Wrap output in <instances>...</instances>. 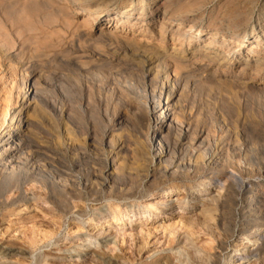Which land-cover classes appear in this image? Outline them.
<instances>
[{"label": "bare ground", "instance_id": "6f19581e", "mask_svg": "<svg viewBox=\"0 0 264 264\" xmlns=\"http://www.w3.org/2000/svg\"><path fill=\"white\" fill-rule=\"evenodd\" d=\"M112 1L126 5L128 9L120 12L115 7L111 10ZM220 1L191 0L185 4L174 0L10 1L13 6L2 11L5 20L0 15V57L15 65L14 77L18 78L19 92L13 99L8 92V97L0 101V221L3 219L1 212L16 204H22L23 212L30 202L41 203L58 220L68 218L82 225L93 223L89 232L93 234L70 249L67 247V250L53 254L46 252V248L59 245L68 236L58 234L53 243L36 252L34 239L24 230L17 229L14 237L21 239L23 244L13 241L1 247L8 252L3 256L0 252V264H15L10 261L14 256L24 258L29 264L65 261L70 260L71 253H76L79 263L87 261L89 264L221 263L227 250L221 238L227 222L224 223L221 211L224 206L231 209L242 199L247 189L242 178L255 176L254 151L253 148H241L236 139L234 155L222 157L224 148L211 144L210 129H206L199 118L197 98L202 94L225 92L264 102V2L258 9L255 0L245 2V8L248 6L245 13L227 18L213 17L207 6H216ZM53 4L57 9H50ZM76 4L79 6L75 7ZM44 8L46 12L40 16ZM76 9L87 11V22L83 26L78 22L79 26L74 25ZM136 10L137 14L132 18ZM102 15L112 16L107 21L121 30L126 27L136 29L143 36L155 32L161 45L128 39L115 29L105 30L101 26L94 33L81 29L85 26L90 29L93 17ZM57 16L62 18L61 28L68 30L64 32L68 41L57 37L51 41L44 37L45 31H49L46 30L48 24L56 22ZM12 31L18 37L25 36L14 53L10 52L15 45ZM166 36L172 41L169 48L164 46ZM184 41L185 46L182 45ZM199 41L203 46L197 45ZM175 43L180 45L177 47ZM57 47L63 49L60 58L53 52ZM38 57L52 61L60 59L68 74L61 105L55 109L63 129L58 132L60 141L52 144L59 147L55 152L63 153V158H71L67 166L43 146L45 141L32 132L34 121L24 116L38 108L35 100L41 78V72H37L35 66ZM127 57L139 60L133 65ZM108 69L112 71L110 77ZM70 73L78 84L76 90L72 89ZM83 81L97 93L98 98L94 100L102 102L100 96L105 94V115L109 123L116 124L107 125L97 141L95 135L81 133L71 124L76 113L97 108L92 103L94 100L90 102V95L84 94ZM28 101L34 103L30 105ZM13 106L15 109L11 112ZM160 106L166 112L165 116L160 112ZM219 117L223 119V116ZM255 118L264 123V109L256 113L250 108L245 118L247 125L241 123L237 114L229 125L223 123L219 128L214 127L222 131L229 126L237 138L240 123L242 127H249ZM90 141H95L101 149L96 157L85 161L83 156ZM226 165H230L239 178L228 174ZM263 170L264 165L258 164L256 171L260 174ZM207 173L209 175H205ZM223 177H226L227 185L219 186V189L224 195L209 193L211 184L221 182ZM248 186L247 194L252 192L255 196L249 197L250 203L241 211L251 217L262 191L257 194L251 180ZM184 189L185 194L181 193ZM160 190L165 194L158 201L142 202L150 193ZM189 191L196 194L190 195ZM72 204L77 205L73 207ZM196 205H199L197 217H201L200 225L206 239H198L195 233L190 236V231L182 239L169 235L167 232L172 227L165 224V216L177 214L179 221L184 219L193 223L195 218L188 214L198 208ZM250 217L239 230L241 235L251 231L254 223ZM157 233L161 239H157ZM46 234L44 241L53 235L52 232ZM242 237L227 256L230 260L226 264L238 262L234 253L243 246ZM105 238L109 240L101 242ZM151 238L155 239L152 243ZM162 241L167 249L162 246L158 249ZM18 245H26L27 253L16 252L14 248Z\"/></svg>", "mask_w": 264, "mask_h": 264}, {"label": "rangeland", "instance_id": "374dc122", "mask_svg": "<svg viewBox=\"0 0 264 264\" xmlns=\"http://www.w3.org/2000/svg\"><path fill=\"white\" fill-rule=\"evenodd\" d=\"M10 1L16 3L17 0H0V11H1L0 15L2 16L3 20H5V19H4V16L2 15V11H4L7 6L10 7V6H13V4H14ZM174 1L175 2L178 1L180 4H185L191 0H174ZM249 1L252 2V0H221L220 3H218L216 6H213V4L208 5L207 11H212L213 17L220 18L221 16H224L227 18V17H229V15L239 14V13H243V12L245 13L246 9L248 7L247 6L245 8V5H246V3H249ZM112 2L113 3H111V10L115 9V7H118L120 12H122L125 8L128 9L126 5L120 6L121 3H114V1H112ZM255 2L257 3L256 9H258L259 6H261L263 4L264 0H259V1L255 0ZM78 6H79V4H76L75 7H78ZM50 9L55 10V9H57V6L53 4L52 6H50ZM49 10L47 9V12L53 13L51 10L50 11ZM114 11L115 10L110 11V12H106V14L107 13L108 14L113 13ZM43 12H46L45 8H44V10L41 9L39 15L42 16V14H44ZM136 14H137V10L135 11L132 18L135 17ZM247 14H248V12H247ZM87 15H88L87 11H85L84 9H76V11H74V15H73V18H75L74 19V25L79 26L77 24L82 23V25L80 24V26H83L87 22V18H88ZM101 17H98V18L93 17V19L90 23V26H89V27H91L90 29H88L87 26H85L81 29H83L86 32L91 31V33H94L95 32L94 30L101 26V28L105 29V30L115 29L116 33L120 34L121 36L124 35L128 39L139 40V41L140 40L141 41L147 40L149 42V44L151 43V44L161 45L159 38L157 36H155V32L152 34L148 33L145 36H143V35L139 34L136 31V29L132 30V29L126 27L123 30H121V29H119V26L114 27L115 26L114 23L107 21V19L112 18V16L103 17V15H102ZM61 19L62 18L57 16L56 22H53L52 24H48L46 30H49V31H45L47 33H45V32L44 33L47 35L49 33L50 35H49V37L47 35L46 36L44 35L45 38L52 41L54 38L57 37L58 39L64 38L66 41H68V35L67 34L65 35V33H67L68 30L61 28V24H60V22H62ZM75 21H76V24H75ZM5 23H7V22L5 21ZM136 23L137 24L140 23V25H141V22L136 21ZM53 27H55V28H53ZM57 28H58V30L60 28L59 31L57 30L58 32L55 30ZM52 29H53V31H52ZM154 29H157V26L154 27ZM60 32L61 33L63 32V33L61 34ZM51 34H53V35L51 36ZM17 35L18 34L16 32L12 31V36H13L15 45H14L13 49H11V51H10L11 53H14V51L17 50L19 42L25 38L24 34L21 35V37H18ZM248 43H251V41ZM175 44H176L175 46H177V47H178V45H180V43H175ZM185 44H186V42L184 41L182 45L185 46ZM202 44H203V42L199 41L197 45L203 46ZM170 45H172V41H171L170 37L166 36L165 40H164V46L166 48H169L168 46H170ZM60 51L61 52L63 51V49L60 47H57V48H55V50H53V52L56 53V55H58V58L61 57ZM58 58L55 61H52L51 59H48L45 57L44 58L43 57L35 58L36 71L39 73L41 72L40 73L41 78L39 80V84L37 83L38 85L36 87L38 92H37V98L35 100H36V103H38V108H37L36 112H34V113L30 112L29 114L24 115V116L26 118L30 119L32 122L34 121L32 126H31L32 132H33V134L38 135L42 141L43 140L45 141L43 146L47 147L48 149L53 151V153H55V155H56V156L54 155V158L57 161H59L60 163L65 164L67 166L68 165L67 162H70L71 158L69 156H64V158H63L62 157L63 153L57 152V151L55 152V150H57V148H59V147L56 145H54V146L52 145L53 143H57L60 141V139H57V137H59L58 132L60 133L61 130L63 129L61 118L59 117L58 111H56V110L61 105L64 90L66 88V83H65L67 81L66 77H68V74L66 75V71L63 69V66L61 65L60 59H58ZM127 59L132 60L131 62L133 63V65H135L137 63L135 60H137V61L139 60V59L134 58V57L133 58L127 57ZM127 59H126V61H128ZM46 60H48V61H46ZM0 64L3 65V68L0 69V101L8 97V94H7L8 92L10 93V97H12V99H13V98L17 97V94L19 92V90L17 89V85L19 83V82H17L18 78L14 77L17 69L15 68V65L13 63L3 61V59H1V57H0ZM7 64H8V66H7ZM4 68H6L5 72H3ZM42 71H43V73H42ZM108 71H107V74H108V77H110V75L112 74V71L110 72V69H108ZM69 76H70L72 89L76 90V86L78 87V84L72 78L73 77L72 73H70ZM262 81H264V77L262 78ZM73 82H75V84H76L75 87H73ZM82 83H83L82 88H83L84 94L86 96L90 95V102L92 100L98 98L97 93H95L94 88H92L90 86V84L87 83V81H83ZM28 89H29V83L27 84V90ZM103 95L105 96L104 93H103ZM104 96H100L101 99H103L102 102H101V100L98 101V99H97V101L94 100V102H92L94 106L95 105L97 106V108H94L92 110L89 109V111H86L83 113L78 112V113H76V115H73V119H71V124L74 128L79 130V132H81V133L89 132L91 134V136L95 135L96 141H97V139L100 138V135H101L102 131L104 130V128H107V125L109 127L116 125L113 122L109 123L108 118L105 115V112L103 109V104H104V99H105ZM197 99H198L197 113H201V116L199 118L204 123V127L206 129H210V134L212 135V137H211L212 139L209 137L210 138L209 140H210L211 144L213 146L216 144V145H218L219 148L220 147L224 148L223 149L224 155H222V157L225 158L227 155H229V156L234 155L235 146H237V144L235 143V140L237 139V141L240 142V144L242 145L241 148H246V149H248V148L252 149L253 148L254 152L252 155V161L254 163L253 165H254V168L256 170L258 168V164L264 165V123L261 122L259 119L255 118L253 125L251 123V126H249V127L248 126H244V127L241 126L242 122H244L246 125L248 124L245 118H246L247 112L250 111V108H253L254 112H256V113H257V111L264 109V102L263 101H257L256 99H252L250 97H244V96H241L238 94L233 96V95H230L229 93H225V92H220L219 94H216V95H215V93L210 94V95L202 94L201 97H199ZM56 101H58V103ZM29 103H30V105H32V103H34V102L28 101V104ZM86 104H87V102H85L84 105H86ZM228 104H229V106H228ZM14 109H15V106L11 107L10 111L12 112ZM159 109L161 110L160 112H163L162 106H160ZM163 113L165 116L166 112L164 111ZM237 114H239L240 118L242 119L241 123L238 127L239 132H238L237 138H235V135L230 131L229 126L226 128H223L222 131L219 129L216 130V127H214V126H217V128H219L220 126H222L223 123L226 125L227 124L229 125L230 120H234V117ZM219 116H223L224 120L221 119ZM110 118L112 120V118H113L112 113L110 114ZM202 122H201V124L203 125ZM241 130H242V132H241ZM122 135H124V134H122ZM213 136H216L215 137L216 139L213 140ZM95 143H96L95 141L94 142L90 141V143H88L89 146L87 145V150L84 153L83 160L88 161L89 157L94 158L100 153L101 147ZM207 143H209V142H207ZM213 143H215V144H213ZM250 146H252V147H250ZM229 166L230 165H226L227 173L234 176L235 178H239V176L232 170L231 166L230 167ZM256 170H255V174H254L255 176L253 178H248V177L242 178L243 179L242 181L247 185V187H246L247 189L244 190V195L242 196V199L238 201V204L236 206H234L235 208L232 207L230 209L227 206H224V208H223L224 210L221 211V213H223L222 217L224 219V223L227 222L224 226L223 231H221V238H223V241L226 243V249L227 250H226V254H225L226 259L224 258L223 260H221L220 264H226L229 262L230 258H227V256L230 255V253H232V251L234 250L233 246L235 245V243L238 240H240L241 236H243L241 238L243 240V246H240L238 248V251L234 253L235 259H238V262H236V263L234 262V264H264V255H263L264 254V195L263 196L261 195L262 193L264 194V175H263L264 170L260 174ZM205 175H209V174L207 173ZM226 177H227V175H226ZM226 177H223L221 179V182L216 183L214 181L210 187L208 186L209 190H210L209 193H211L213 191L212 195H215L217 192L221 196L224 195L223 190H220L219 186H226L227 185ZM250 180L255 183L256 188H257V191H256L257 194H260L262 191V193L259 195L260 197L256 203L257 206L255 204L253 207V212H252V216H251L253 218H251L250 216H247V214L245 212L241 211V208L245 204L250 203L249 197L255 196V195H252V192L247 194V191L250 190V187L248 186V183L250 182ZM163 193H164L163 190H160L159 192L154 191V192L150 193L148 195V197L146 199H144L142 202L146 203V204L147 203L148 204L155 203L156 201L159 200V198L161 197V195H163ZM181 193L185 194L187 192L184 189V191H182ZM188 193L190 195L196 194V193H192L190 191ZM251 200H252V198L250 199V201ZM77 204L79 205V203H77ZM77 204H72V206L75 207ZM41 205H42L41 203L34 204L33 202H30L29 204H27L26 211L21 212L22 209H20V208H21L22 204H16V205H14L10 208H7L6 210H3L1 212V215L3 217V219L0 221V252L2 253L1 256L5 255L8 252L7 250L6 251L2 250L1 247L3 248L7 244L13 243V241L17 242L19 244H23L21 239L16 240L14 237V235L16 234L15 231L17 229L24 230L25 234L31 236L34 239V242H35L34 246H35L36 252H38L40 248L47 245L48 243H53V241L56 240L59 236H61V235L68 236V239L63 240L62 242L59 243V245L50 246V247L46 248V250L42 249V250H45L46 252H51L53 254L61 253L59 250H61L63 252L67 249H70L77 242L84 240L85 237L93 234V233L92 234L89 233V232H91V226L93 225V223H85L84 225H82L79 223V221H72L71 219H68V218H63L61 220H58V218L56 216H53L51 214V212H49L47 206H45V205L41 206ZM196 207H198V208H196V210H194L193 212H190L188 214V215L193 216V218H195L196 221L194 220L193 223H188L184 219L179 221L177 214H169V215L165 216V224L172 227L171 229H169V231L167 233H169V235L173 234L172 236H174L175 239L177 237L182 239L188 233V231H190L189 232L190 236H191V234L195 233L196 237L198 239H202V240L206 239L204 231L202 230L201 225H200L201 217L200 216L197 217V215L200 212L199 211V205L198 206L196 205ZM178 212L179 211L176 210V213H178ZM7 216H9V217H7ZM248 217H250L249 219L252 220L254 225L252 226V229L250 232L241 235L239 230L244 227V225H243L244 221L247 220ZM4 218H5V220H4ZM132 225H134L133 222H132ZM49 232H52L53 235H51V237H47V240L44 241L43 240L44 236L47 235L46 233H49ZM58 234H59V236H58ZM157 236H158L157 239H161L160 234L157 233ZM193 237H195V236H193ZM107 240H109V238H105V240H101V242L107 241ZM154 240H155L154 238H151L150 239L151 243ZM163 242L164 241H162L161 244L158 246L159 247L158 249H160L161 246H162L161 248H164V249L166 248V246L163 245L164 244ZM2 244H4V245H2ZM25 246L26 245H20V246L18 245L17 248H14V249L16 250V252L18 251L22 254H25V252L27 253V247H25ZM124 246L126 248V245H124ZM37 248H38V250H37ZM152 248L153 247L150 246V249H152ZM29 250L30 249H28V251ZM251 252H253V253H251ZM75 255H76V253H71L70 254V256H71L70 260L67 259L65 261H55V262L54 261H47L48 263L43 262L42 264H89V262H87V261H81L82 263H79L80 261H77V259L75 258ZM19 257L20 256L11 257L10 261L12 260L11 262H13L15 264H29L27 260H25L22 257H20V258ZM231 264H233V263H231Z\"/></svg>", "mask_w": 264, "mask_h": 264}]
</instances>
